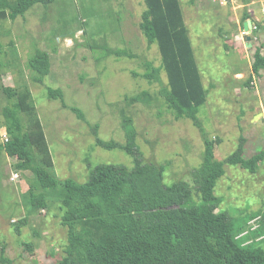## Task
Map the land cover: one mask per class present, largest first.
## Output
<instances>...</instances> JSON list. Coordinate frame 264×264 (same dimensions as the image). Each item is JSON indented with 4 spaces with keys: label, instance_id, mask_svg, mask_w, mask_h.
I'll return each mask as SVG.
<instances>
[{
    "label": "rangeland",
    "instance_id": "obj_1",
    "mask_svg": "<svg viewBox=\"0 0 264 264\" xmlns=\"http://www.w3.org/2000/svg\"><path fill=\"white\" fill-rule=\"evenodd\" d=\"M241 2L180 0L208 91L197 114L208 136L220 139L217 159L230 155L241 138L245 156L264 149V68L257 74L251 70L256 46L264 54V29L257 31L252 21L250 47L243 36V42L237 37L242 11L264 19V1ZM144 9V0H56L47 6L34 5L15 20H0V61L5 64L0 71V143L2 134L7 135L1 114L7 98L1 85L14 88L26 81L58 178L84 182L99 163L132 166L130 155L119 148L96 146L94 138L124 142L126 129L133 128L141 158L168 163L165 184L181 177L187 180L201 163L202 135L190 119L175 116L160 95L158 82L142 76L145 61L154 66L161 63L157 44L148 45L139 29ZM33 45L50 53V72L43 84L31 82L25 68ZM108 50H125L134 56L117 57ZM160 76L165 84L163 70ZM47 85L62 89L67 107L60 99L48 97ZM68 107L79 108L84 119ZM17 161L0 151V251L10 260L0 264H55L66 243L56 201L60 189L49 190L48 208L32 210L25 202L34 177L15 168ZM224 168L214 190L219 207L232 218L234 230L250 213H256V218L248 227L258 225L264 214V162L255 173L239 165ZM24 217L27 223L17 231L15 223Z\"/></svg>",
    "mask_w": 264,
    "mask_h": 264
},
{
    "label": "trees",
    "instance_id": "obj_2",
    "mask_svg": "<svg viewBox=\"0 0 264 264\" xmlns=\"http://www.w3.org/2000/svg\"><path fill=\"white\" fill-rule=\"evenodd\" d=\"M54 1L0 0V20H15L34 5L47 6ZM144 3L139 29L148 45L157 44L161 63L154 66L145 61L147 69L142 76L158 82L159 93L175 116L190 119L202 135V160L189 172L188 179L181 177L165 184L168 163L143 160L133 128L126 129L124 142L104 140L98 135L94 138L96 146L119 148L130 155L132 166L99 163L90 169L84 182L58 178L26 81L14 88L1 85L7 98L1 114L8 141L0 143V151L18 160L15 168L32 173L34 180L29 183L25 202L32 210L48 208L49 190L60 189L56 201L60 222L66 228V243L55 264H264V214L258 225L249 228L250 220L256 218V213H250L248 220L234 230L232 218L219 207L214 192L225 174V165H239L255 173L258 164L264 162V149L245 156L241 138L230 155L215 158L220 139L208 136L197 114L208 91L201 80L180 0ZM248 18H252L257 31L264 29V19L256 20L246 9L239 23ZM111 52L117 57L134 56L125 50L107 51ZM4 65L0 61V71ZM25 68L31 82L43 84L50 72V53L33 45ZM263 68L264 54L261 46H256L251 70L257 74ZM162 70L165 84L161 81ZM46 90L49 98H58L67 107L60 87L47 85ZM68 108L84 119L79 108ZM93 131L96 133L95 127ZM26 223L27 217L16 222V230ZM3 253L1 250L0 263H8Z\"/></svg>",
    "mask_w": 264,
    "mask_h": 264
},
{
    "label": "water",
    "instance_id": "obj_3",
    "mask_svg": "<svg viewBox=\"0 0 264 264\" xmlns=\"http://www.w3.org/2000/svg\"><path fill=\"white\" fill-rule=\"evenodd\" d=\"M242 27H243V31L245 32L244 42L247 45V47H250L251 46V42H250L251 37H250L249 33L252 30V18H248L245 21H243Z\"/></svg>",
    "mask_w": 264,
    "mask_h": 264
},
{
    "label": "crops",
    "instance_id": "obj_4",
    "mask_svg": "<svg viewBox=\"0 0 264 264\" xmlns=\"http://www.w3.org/2000/svg\"><path fill=\"white\" fill-rule=\"evenodd\" d=\"M254 1H256V0H254ZM263 1H264V0H262V2H263ZM251 2H252V1H251ZM251 2H249V3H247V4H250ZM241 3H242V2H241ZM263 6H264V4H263ZM242 12H243V11H242ZM252 16H253V15H252ZM240 27H241V28H239V32H238V34H237V37L240 38V40H242V39H241V36L244 37V35H242V33H243V31H242V30H243V27L241 26V24H240ZM242 42H243V40H242ZM25 171H26V170H25ZM15 174H18V175H19L18 172H15L14 175H15ZM16 178H17V177H16ZM20 188H24V187H23V186H20ZM22 190H23V189H22ZM19 192H20L19 194H21V193H23L24 191H20V190H19Z\"/></svg>",
    "mask_w": 264,
    "mask_h": 264
},
{
    "label": "built area",
    "instance_id": "obj_5",
    "mask_svg": "<svg viewBox=\"0 0 264 264\" xmlns=\"http://www.w3.org/2000/svg\"><path fill=\"white\" fill-rule=\"evenodd\" d=\"M253 28H255V25H253ZM241 38H242V36H241ZM2 140H3V142L5 141H8V136L6 135V134H2ZM16 175V174H15Z\"/></svg>",
    "mask_w": 264,
    "mask_h": 264
},
{
    "label": "clouds",
    "instance_id": "obj_6",
    "mask_svg": "<svg viewBox=\"0 0 264 264\" xmlns=\"http://www.w3.org/2000/svg\"><path fill=\"white\" fill-rule=\"evenodd\" d=\"M253 29V28H252ZM244 32V31H243ZM245 33V32H244ZM243 39H244V37H243Z\"/></svg>",
    "mask_w": 264,
    "mask_h": 264
}]
</instances>
